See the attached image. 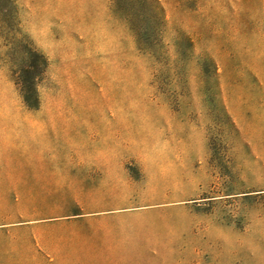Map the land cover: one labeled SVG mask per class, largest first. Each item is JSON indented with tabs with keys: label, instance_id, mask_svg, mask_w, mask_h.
<instances>
[{
	"label": "rangeland",
	"instance_id": "obj_1",
	"mask_svg": "<svg viewBox=\"0 0 264 264\" xmlns=\"http://www.w3.org/2000/svg\"><path fill=\"white\" fill-rule=\"evenodd\" d=\"M38 120L119 160L136 264H264V0H0V127Z\"/></svg>",
	"mask_w": 264,
	"mask_h": 264
},
{
	"label": "crops",
	"instance_id": "obj_2",
	"mask_svg": "<svg viewBox=\"0 0 264 264\" xmlns=\"http://www.w3.org/2000/svg\"><path fill=\"white\" fill-rule=\"evenodd\" d=\"M40 122L0 127V189L13 192L20 217L0 221V264H136L139 242L120 209L94 198L109 195L119 160L88 146L63 156L61 133Z\"/></svg>",
	"mask_w": 264,
	"mask_h": 264
}]
</instances>
